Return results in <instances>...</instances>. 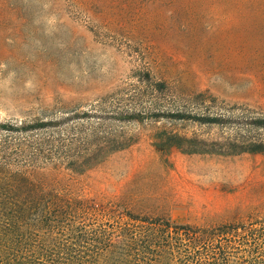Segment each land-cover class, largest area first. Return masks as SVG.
<instances>
[{
    "label": "rangeland",
    "instance_id": "rangeland-1",
    "mask_svg": "<svg viewBox=\"0 0 264 264\" xmlns=\"http://www.w3.org/2000/svg\"><path fill=\"white\" fill-rule=\"evenodd\" d=\"M238 3L0 0V141L50 144L41 173L102 221L264 220V154L227 145L264 143V17ZM103 140L122 149L69 169Z\"/></svg>",
    "mask_w": 264,
    "mask_h": 264
},
{
    "label": "trees",
    "instance_id": "trees-1",
    "mask_svg": "<svg viewBox=\"0 0 264 264\" xmlns=\"http://www.w3.org/2000/svg\"><path fill=\"white\" fill-rule=\"evenodd\" d=\"M236 13L264 17V0H239ZM259 124L264 128V120ZM176 139L170 146H181ZM10 141H0V264H264V220L212 228L132 214L121 224L102 221L41 173L60 163L50 144L13 147ZM117 144L93 145L69 169L84 173L121 150ZM227 145L232 153L264 154V143Z\"/></svg>",
    "mask_w": 264,
    "mask_h": 264
}]
</instances>
